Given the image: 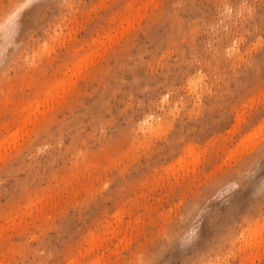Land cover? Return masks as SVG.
Returning a JSON list of instances; mask_svg holds the SVG:
<instances>
[{"label":"rangeland","instance_id":"rangeland-1","mask_svg":"<svg viewBox=\"0 0 264 264\" xmlns=\"http://www.w3.org/2000/svg\"><path fill=\"white\" fill-rule=\"evenodd\" d=\"M0 264H264V0H0Z\"/></svg>","mask_w":264,"mask_h":264},{"label":"bare ground","instance_id":"bare-ground-1","mask_svg":"<svg viewBox=\"0 0 264 264\" xmlns=\"http://www.w3.org/2000/svg\"><path fill=\"white\" fill-rule=\"evenodd\" d=\"M12 15V14H11ZM11 15H10V17H11ZM8 19V18H7ZM2 25V24H1ZM59 82V81H58ZM62 82V81H61ZM62 85V84H61ZM52 87V86H51ZM191 153V152H190Z\"/></svg>","mask_w":264,"mask_h":264}]
</instances>
